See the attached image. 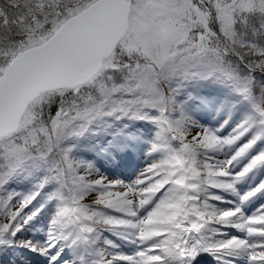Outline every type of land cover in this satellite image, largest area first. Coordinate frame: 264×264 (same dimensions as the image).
<instances>
[{"label": "snow or ice", "instance_id": "obj_1", "mask_svg": "<svg viewBox=\"0 0 264 264\" xmlns=\"http://www.w3.org/2000/svg\"><path fill=\"white\" fill-rule=\"evenodd\" d=\"M261 170L264 0H0V264H264Z\"/></svg>", "mask_w": 264, "mask_h": 264}, {"label": "rangeland", "instance_id": "obj_2", "mask_svg": "<svg viewBox=\"0 0 264 264\" xmlns=\"http://www.w3.org/2000/svg\"><path fill=\"white\" fill-rule=\"evenodd\" d=\"M227 118L226 113H214V112H207L203 115V119L201 123H210L212 126H218L219 123H222L224 119ZM229 129H225V134ZM87 156L89 158H95V154L92 152H88ZM149 161L144 156L143 151L139 148H130L127 151H121L118 154H113L112 159L105 160L101 158L98 161V166L100 164L103 165L102 171L106 172L109 179H122L125 180L126 183L131 182L136 178L140 171L144 169L146 164ZM92 178H96L93 176ZM260 180H264V170L257 172L254 176H251L248 180H246L243 184H241L240 191L246 192L250 188L254 187ZM96 194H90L85 202L92 203L93 199L95 198ZM235 198V197H233ZM264 203V197H260L253 202L248 204V209L254 212L257 207ZM222 207L224 205H221ZM232 234H239L236 230H231ZM31 237L32 233L27 234ZM17 256L21 255V253H16ZM210 261V258H208ZM38 264V262H37ZM214 264V262H213ZM243 264V262H241Z\"/></svg>", "mask_w": 264, "mask_h": 264}]
</instances>
